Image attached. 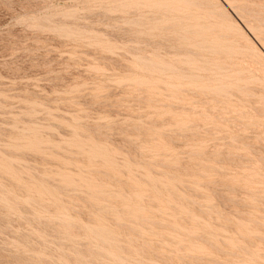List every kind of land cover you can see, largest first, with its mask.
<instances>
[{"label": "rangeland", "instance_id": "374dc122", "mask_svg": "<svg viewBox=\"0 0 264 264\" xmlns=\"http://www.w3.org/2000/svg\"><path fill=\"white\" fill-rule=\"evenodd\" d=\"M158 1L0 0V264H264V0Z\"/></svg>", "mask_w": 264, "mask_h": 264}, {"label": "bare ground", "instance_id": "6f19581e", "mask_svg": "<svg viewBox=\"0 0 264 264\" xmlns=\"http://www.w3.org/2000/svg\"><path fill=\"white\" fill-rule=\"evenodd\" d=\"M159 1H160V0H159ZM159 1H158V2H159ZM189 1H190V0H189ZM191 1H192V0H191ZM149 2H151V1H148V3H149ZM161 2L164 3L162 0H161ZM168 2H169V1H168ZM184 2H186V1H184ZM184 2H183V3H184ZM193 2H196V1L193 0L192 3H193ZM156 3H157V2H156ZM165 3H166V2H165ZM179 3H181V2L179 1ZM179 3H176V5L179 4ZM188 3H189V2H187V4H188ZM169 4H170V3H169ZM169 4H168V5H169ZM181 4H182V3H181ZM196 4H197V2H196ZM166 5H167V3H166ZM160 6H162V5H160ZM177 6H178V5H177ZM188 7H189V6H188ZM156 8H158V7H154V9H156ZM160 8H162V7H160ZM163 8H166V6H164ZM213 10H214V9H213ZM155 12H156V10H155ZM151 16H153V15H151ZM156 16H157V15H156ZM166 16L169 17V15H166ZM166 16H165V17H166ZM149 17H150V16H149ZM163 17H164V16H163ZM171 17H173V16L171 15ZM171 17H169V20H168V21H171V20H170ZM150 18H153V17H150ZM158 18H160L159 20H161V21L164 19V18L161 19V17H158ZM166 19H167V18H166ZM171 19H172V18H171ZM133 20H134V19H133ZM150 20H151V19H150ZM134 21H135V20H134ZM152 21H153V19H152ZM154 21H155V20H154ZM156 21H157V19H156ZM163 21H164V20H163ZM172 21H173V20H172ZM150 22H151V21H150ZM165 23H166V20H165ZM168 23H169V22H168ZM166 24H167V23H166ZM187 24H188V25H187ZM187 24H186L187 26L190 25V23H187ZM176 25H177V24H176ZM183 25H185V24H183ZM192 25H193V24H192ZM192 25H190V26H192ZM200 25H203V24H200ZM205 25H206V24H205ZM203 26H204V25H203ZM203 26H202V28H203ZM171 27H172V26H171ZM180 27H181V26H180ZM196 27L199 28V26H195V28H196ZM205 27H206V26H205ZM205 27H204V29H205ZM167 28H168V27H167ZM200 28H201V27H200ZM200 28H199V29H200ZM207 28H208V26H207ZM169 29H170V28H169ZM181 29H182V27H181ZM185 29L188 30L189 28H185ZM185 29H184V30H185ZM190 29L193 30V28H190ZM190 29H189V30H190ZM184 30L182 31L183 33H184ZM194 30H195V29H194ZM205 30H206V29H205ZM209 30H210V29H209ZM185 31H186V30H185ZM209 32H210V31H209ZM187 33H188V32H187ZM190 33L193 35V34H194V31H193V33H192V32H190ZM185 34H186V32H185ZM198 34H199V31H198ZM201 34H203V33H201ZM205 34H206V32H205ZM208 34H209V33H208ZM194 35H195V34H194ZM203 36H204V35H203ZM206 36H207V35H206ZM206 36H204V37H206ZM197 38H198V36H197ZM200 38H202L201 35H200ZM198 40H199V39H198ZM206 40H207V38H206ZM202 41L204 42L203 38H202ZM215 43H217L216 40H215ZM199 44H200V43H198V46H201V45H199ZM205 45H206V44H205ZM221 46H222V45H221ZM206 47H207V46H206ZM216 47H217L216 49H218V46H216ZM222 47H223V46H222ZM204 48H205V46H204ZM216 49H215V50H216ZM223 49H224V48H223ZM219 50H220V49H219ZM227 53H228V52H227ZM186 57H187V56H186ZM186 57H185V58H186ZM189 57H191V56H189ZM189 57H188V58H189ZM191 60H192V58H191ZM192 61H193V60H192ZM185 63H186V62H185ZM193 63H194V62H193ZM150 64H151V63H150ZM189 64H190V62H189ZM153 65H154V63H153ZM160 65H161V64H160ZM160 65H158V63H157V66H156V67H158V66L161 67ZM190 65H191V64H190ZM162 66H163V64H162ZM166 66H167V65H166ZM156 67H155V68H156ZM159 67H158L157 69H160ZM162 68H165V67H162ZM169 69H170V68H169ZM162 71H164V70H162ZM166 71H169V70L167 69V67H166ZM219 85H220V84H219ZM199 86H200V84H199ZM206 86H207V85H206ZM216 86H217V89H218L219 86L216 84L214 87H216ZM202 87H203V85H202ZM204 87H205V86H204ZM206 88L208 89L209 86L205 87V89H206ZM211 88H212V87H211ZM205 89H204V90H205ZM209 89H210V88H209Z\"/></svg>", "mask_w": 264, "mask_h": 264}]
</instances>
